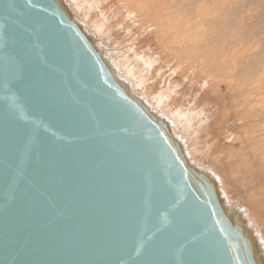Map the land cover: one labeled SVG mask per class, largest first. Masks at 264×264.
I'll return each instance as SVG.
<instances>
[{
	"label": "water",
	"instance_id": "95a60500",
	"mask_svg": "<svg viewBox=\"0 0 264 264\" xmlns=\"http://www.w3.org/2000/svg\"><path fill=\"white\" fill-rule=\"evenodd\" d=\"M0 264H253L55 0H0Z\"/></svg>",
	"mask_w": 264,
	"mask_h": 264
},
{
	"label": "bare ground",
	"instance_id": "6f19581e",
	"mask_svg": "<svg viewBox=\"0 0 264 264\" xmlns=\"http://www.w3.org/2000/svg\"><path fill=\"white\" fill-rule=\"evenodd\" d=\"M264 264V0H55Z\"/></svg>",
	"mask_w": 264,
	"mask_h": 264
}]
</instances>
